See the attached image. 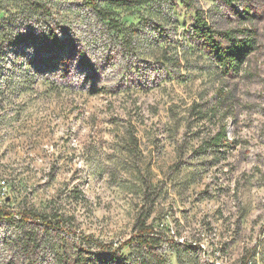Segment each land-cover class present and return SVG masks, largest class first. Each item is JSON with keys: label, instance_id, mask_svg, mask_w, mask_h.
<instances>
[{"label": "rangeland", "instance_id": "rangeland-1", "mask_svg": "<svg viewBox=\"0 0 264 264\" xmlns=\"http://www.w3.org/2000/svg\"><path fill=\"white\" fill-rule=\"evenodd\" d=\"M98 1L110 19L85 0H0V201L73 223H0V264H67L85 237L132 240L116 257L86 246L85 264H264V0H194L255 37L237 73L182 0Z\"/></svg>", "mask_w": 264, "mask_h": 264}, {"label": "trees", "instance_id": "trees-1", "mask_svg": "<svg viewBox=\"0 0 264 264\" xmlns=\"http://www.w3.org/2000/svg\"><path fill=\"white\" fill-rule=\"evenodd\" d=\"M113 6H124L131 4L132 2H137L138 4H144L149 0H103ZM225 2L229 5L233 4L236 0H219ZM86 4L92 7L99 15L104 19L111 18V11L102 7L98 0H85ZM182 2L189 9H197V20L193 25V35L200 42L203 48L208 50L219 66L227 73L239 72L248 58L249 54L256 48L255 37L252 35L249 29L246 30H236V29H219L213 26L203 14L201 9H198L194 3V0H182ZM49 39L52 40L53 45H58L59 47H65L59 36L54 30L49 34ZM45 47H49L45 45ZM46 62L50 65L53 61L44 58ZM223 137L227 139L226 129L222 133ZM221 136H217L213 139L212 145H220ZM18 222V225L25 228L29 224H42L46 228L52 229H62L71 228L73 226L71 217L64 214H54L52 216L43 215L35 209H20L14 210L1 203L0 201V223H10ZM137 238L143 243L147 244H157L160 239L157 238L154 227L152 225H147L145 221H142L138 226ZM35 232L27 233L30 241H36ZM132 240L122 242L117 247H114L113 243H103L97 239H90L85 237L83 239L80 247L81 252L79 257L75 261H68L67 264H85V258L83 253L89 252L94 245L98 248L100 252H105L111 254L113 257L121 252L125 247H127ZM29 242L26 241L25 245L28 246ZM88 248H87V247Z\"/></svg>", "mask_w": 264, "mask_h": 264}, {"label": "built area", "instance_id": "built-area-1", "mask_svg": "<svg viewBox=\"0 0 264 264\" xmlns=\"http://www.w3.org/2000/svg\"><path fill=\"white\" fill-rule=\"evenodd\" d=\"M6 189V182L0 181V194L5 193Z\"/></svg>", "mask_w": 264, "mask_h": 264}, {"label": "bare ground", "instance_id": "bare-ground-1", "mask_svg": "<svg viewBox=\"0 0 264 264\" xmlns=\"http://www.w3.org/2000/svg\"><path fill=\"white\" fill-rule=\"evenodd\" d=\"M4 182H6V181H4Z\"/></svg>", "mask_w": 264, "mask_h": 264}]
</instances>
